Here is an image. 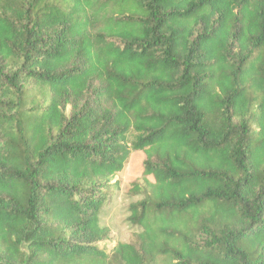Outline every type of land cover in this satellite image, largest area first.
Listing matches in <instances>:
<instances>
[{"label":"trees","instance_id":"trees-1","mask_svg":"<svg viewBox=\"0 0 264 264\" xmlns=\"http://www.w3.org/2000/svg\"><path fill=\"white\" fill-rule=\"evenodd\" d=\"M0 264H264V0H0Z\"/></svg>","mask_w":264,"mask_h":264},{"label":"rangeland","instance_id":"rangeland-1","mask_svg":"<svg viewBox=\"0 0 264 264\" xmlns=\"http://www.w3.org/2000/svg\"><path fill=\"white\" fill-rule=\"evenodd\" d=\"M144 160L145 154L142 151H134L124 170L115 177L120 186L114 189L112 198L100 214L101 224L109 226L112 232L110 239L101 242L102 245L111 247L118 241H129L131 234L140 230L129 221V206L139 199V197L132 196L129 189L132 183L140 177Z\"/></svg>","mask_w":264,"mask_h":264}]
</instances>
